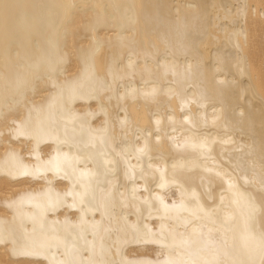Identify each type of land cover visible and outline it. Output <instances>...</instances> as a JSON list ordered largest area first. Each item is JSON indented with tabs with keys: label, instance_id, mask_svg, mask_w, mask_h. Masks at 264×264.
Listing matches in <instances>:
<instances>
[{
	"label": "bare ground",
	"instance_id": "bare-ground-1",
	"mask_svg": "<svg viewBox=\"0 0 264 264\" xmlns=\"http://www.w3.org/2000/svg\"><path fill=\"white\" fill-rule=\"evenodd\" d=\"M0 250L264 264V0H0Z\"/></svg>",
	"mask_w": 264,
	"mask_h": 264
},
{
	"label": "rangeland",
	"instance_id": "rangeland-1",
	"mask_svg": "<svg viewBox=\"0 0 264 264\" xmlns=\"http://www.w3.org/2000/svg\"><path fill=\"white\" fill-rule=\"evenodd\" d=\"M0 251H1V250H0ZM10 263H11V262H10ZM6 264H7V263H6ZM8 264H9V263H8ZM12 264H17V262H15V263L13 262ZM26 264H27V263H26Z\"/></svg>",
	"mask_w": 264,
	"mask_h": 264
}]
</instances>
